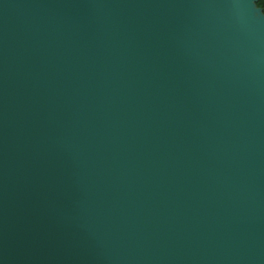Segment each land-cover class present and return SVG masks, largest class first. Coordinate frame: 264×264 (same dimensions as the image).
<instances>
[{
	"label": "water",
	"instance_id": "1",
	"mask_svg": "<svg viewBox=\"0 0 264 264\" xmlns=\"http://www.w3.org/2000/svg\"><path fill=\"white\" fill-rule=\"evenodd\" d=\"M259 0H0V264H264Z\"/></svg>",
	"mask_w": 264,
	"mask_h": 264
},
{
	"label": "trees",
	"instance_id": "2",
	"mask_svg": "<svg viewBox=\"0 0 264 264\" xmlns=\"http://www.w3.org/2000/svg\"><path fill=\"white\" fill-rule=\"evenodd\" d=\"M258 5L263 9L264 11V0H259Z\"/></svg>",
	"mask_w": 264,
	"mask_h": 264
}]
</instances>
